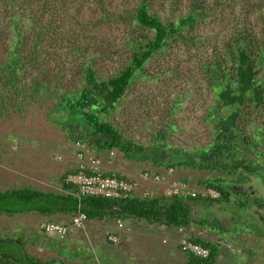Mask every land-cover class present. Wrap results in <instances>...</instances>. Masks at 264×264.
I'll list each match as a JSON object with an SVG mask.
<instances>
[{
	"label": "rangeland",
	"instance_id": "374dc122",
	"mask_svg": "<svg viewBox=\"0 0 264 264\" xmlns=\"http://www.w3.org/2000/svg\"><path fill=\"white\" fill-rule=\"evenodd\" d=\"M128 1V5L109 7L110 17L103 23L99 21L102 13L93 7L82 8L79 13L70 11L75 18L65 10L48 12L46 8L43 18L35 13L44 8L41 5L0 0V191L33 187L68 194L63 182L72 163L79 161L76 143L86 145L89 153L100 159L84 124L59 103L61 97L80 93L86 68H92L100 80L110 78L132 57L131 39L145 42L154 36L130 21L137 2ZM193 1L151 0V12L165 22L178 20L191 12ZM195 1L204 8L195 26L150 58L116 108L101 115L103 121L112 123L144 150L127 155L118 150H111L114 154L104 152L111 163L137 180L146 172L164 178L170 175L163 186L173 180L184 181L198 196L218 198V193L200 182L235 181L241 177L238 173L171 168L169 158L194 157L191 162L197 164L199 152L213 143L220 81L212 66L219 59L233 72L226 49L233 37L247 35L255 45L264 46V0ZM15 17L22 27L21 42L12 21ZM12 58L21 59L24 67L14 78L16 83L6 86L10 75L5 67ZM263 77L264 70L258 78ZM249 109L252 117L248 119L243 113L240 133L258 136L259 145L241 150L259 171L249 181L243 177V183L235 184L238 194L229 202L194 203L195 224L186 229L192 240L203 239L219 246L214 264H264V169L260 168L264 165V108ZM162 185L143 182L141 191L149 189L162 197L166 189ZM73 216L60 213L44 219L68 225ZM115 219H88L82 229L64 239L44 234L54 239V247L72 250L67 264H189L178 228L134 221L115 230ZM2 220L6 218L0 217V232L8 227ZM201 220L207 224H199ZM5 235L2 231L1 236ZM109 235L116 240L110 241ZM32 238L44 241L49 237L36 231ZM39 259L42 264H60L47 262L45 256Z\"/></svg>",
	"mask_w": 264,
	"mask_h": 264
},
{
	"label": "trees",
	"instance_id": "16d2710c",
	"mask_svg": "<svg viewBox=\"0 0 264 264\" xmlns=\"http://www.w3.org/2000/svg\"><path fill=\"white\" fill-rule=\"evenodd\" d=\"M36 1L23 0L22 4L34 3L37 6L41 5L44 7L41 9L42 11L38 9L35 13L40 14L43 18L45 17L46 8H48V12L65 10L69 16L73 17L70 11L79 13L82 8L93 7L98 13H102L99 21L103 23H106L110 17L107 12L109 7L128 5L129 2L128 0ZM136 2V12L133 14L132 19L128 18V20L138 23L145 30L152 31L154 36L145 42L131 39L132 57L119 73L100 80L93 69L88 67L84 71V87L80 93L60 98L59 104L71 112L76 120L84 124L85 130H88L92 139L91 142L98 151L118 150L127 155L135 150H144V147L137 146L126 139L112 123L103 121L101 115L109 114L116 108L117 104L124 98L136 74L143 70L145 63L165 48L169 42L185 37V32L195 26L204 10L202 4L196 3L194 0L191 12L185 17L165 22L151 12V0H136ZM30 10H32V7H30ZM12 21L17 27L18 39L21 42L24 37L21 36L22 27L19 26V19L15 17L12 18ZM226 49L233 64V72L227 69L224 62L219 59L214 61L215 64H213L212 69L207 65L209 70L215 72L218 82L220 81L217 89L218 114L215 117L216 132L213 143L206 150L199 152L195 160H199L197 164L191 162L194 157H178L177 161L168 157V166L171 168L192 167L200 170H219L230 175L238 173L241 177L235 181L227 182L222 179H213L200 182L206 189L218 193V198L162 196L149 201L131 199L126 202L92 197L79 199L75 195V186L64 181L63 189L68 194L43 192L33 187L0 191V215L14 216L16 214L34 213L51 217L60 213L75 215L82 212L88 216V219L105 216L122 220L132 218L168 228L183 227L190 229L195 224L193 216L194 203L198 201L229 202L234 194H238L235 192V184L243 183V177H246V180L249 181L251 176L259 171L255 167V162L248 160L244 156L243 150H241L242 148L257 149L259 138L256 135H242L239 123L242 122L243 113L248 119L252 117L249 106H253L257 111L264 108V77L262 79L258 78L264 70V46L255 45L247 35H239L233 37L226 44ZM16 55L19 54L16 53ZM23 67L24 63L21 59L12 58L11 62L5 67V71L10 75L6 86L16 83L14 78L19 75ZM81 138L85 139V135H81ZM163 154L166 156L165 152ZM260 168L264 169V165ZM241 205H244V203H241ZM111 206H121L128 214H116L113 211H108ZM199 224L205 225L207 221L201 220ZM193 242L208 248L210 256L203 259L187 254L189 264H214L219 246L203 239H193ZM0 262L1 264H42L25 252L24 244L3 239L1 233Z\"/></svg>",
	"mask_w": 264,
	"mask_h": 264
},
{
	"label": "built area",
	"instance_id": "2783aa9c",
	"mask_svg": "<svg viewBox=\"0 0 264 264\" xmlns=\"http://www.w3.org/2000/svg\"><path fill=\"white\" fill-rule=\"evenodd\" d=\"M77 158L80 162L79 169L74 174H69L65 177L67 184L75 186V195L79 198H101L116 202H126L131 199L153 200L158 198L155 192L149 189H143V182L153 181L161 183L164 177L146 172L140 176V179H126L117 175H107L101 170V161L97 157L92 156L89 148L81 142L76 143ZM113 154V153H112ZM172 169L169 171L172 173ZM219 195V194H218ZM164 197H197L198 194L190 188L184 181H174L169 187L163 191ZM88 221V216L85 213L79 212L75 214L70 224L65 225L56 223L50 220H45L39 223L38 229L40 232L54 235L59 239H64L71 232L82 229ZM119 220L117 224L120 225ZM181 235V247L187 254L195 257L207 259L210 256V250L200 244L193 242L186 235V228H178ZM109 240L115 241L114 235L109 237Z\"/></svg>",
	"mask_w": 264,
	"mask_h": 264
},
{
	"label": "crops",
	"instance_id": "0c3cea01",
	"mask_svg": "<svg viewBox=\"0 0 264 264\" xmlns=\"http://www.w3.org/2000/svg\"><path fill=\"white\" fill-rule=\"evenodd\" d=\"M111 153L114 154V151H111ZM98 154H99V157L101 159L100 160L101 161V170L104 174L117 175V176L123 177V178L126 177V179L127 178H131V179L137 178V177H135V175H132L128 171H122L119 167H116V165L113 162L111 163L110 160L107 158L106 152L98 151ZM79 165H80L79 161L75 160V162L72 163V166L70 167V169L71 168L72 169L65 174V177L69 174L76 173L79 169ZM169 176L170 175H168L167 178H169ZM165 178H164V180H165ZM174 181H177V180H173L172 182H174ZM172 182H169L170 184H168L166 187L162 185V184H165L164 181H162L161 183H156V184L162 185L163 187L167 188L171 185ZM0 217L6 218L5 221H3V220L2 221L5 222V224L8 226L6 230L1 228V232L3 231L6 234L5 237L1 236L3 239H9V240H11V242L14 240H16V241L19 240L20 243L24 244L25 252L27 254H29V256L31 258H34V259H37L40 261L39 258H41L42 256H45L47 258V262L52 261V262H57L60 264H67V260L70 259L68 256L72 255V250L66 251V250H64L65 248L64 249H58V248L54 247V245H55L53 243L54 239L52 237L44 234V233H43V235L45 237H49V238L45 239L44 241H38V240H34V238H32L34 233H36V231L38 232V234H41V232L38 229L39 223L42 221H45L46 219L52 218V216L51 217H45V216H42L40 214L27 213V214H16V215H14V217L5 216V215H0ZM106 217H108V216H105L102 218L90 219V221L102 220L101 222H105L104 219ZM10 218H12V220ZM44 218H46V219H44ZM115 220H116V224L118 223L119 220L121 221L120 225L117 224L118 226H116L115 230H117V227L122 226L124 224H131L134 221H139L137 219H132V218L131 219H125V220L116 218ZM140 222H143V221H140ZM14 235H16V236H14ZM110 236L111 235L108 236V239ZM28 240L30 242H28ZM55 240L59 241L58 238ZM120 240L121 239L119 238V241ZM26 241H27V243H26ZM33 242H34V246H33ZM110 244H112V243L110 242ZM28 246H30L32 248H29ZM67 253H68V255H67Z\"/></svg>",
	"mask_w": 264,
	"mask_h": 264
},
{
	"label": "water",
	"instance_id": "95a60500",
	"mask_svg": "<svg viewBox=\"0 0 264 264\" xmlns=\"http://www.w3.org/2000/svg\"><path fill=\"white\" fill-rule=\"evenodd\" d=\"M108 211H113L116 214H128V212L126 210H124L121 206H111ZM12 242H16L18 244H20V242L14 240Z\"/></svg>",
	"mask_w": 264,
	"mask_h": 264
}]
</instances>
